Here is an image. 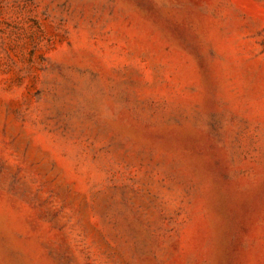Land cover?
I'll return each instance as SVG.
<instances>
[{
  "label": "rangeland",
  "instance_id": "374dc122",
  "mask_svg": "<svg viewBox=\"0 0 264 264\" xmlns=\"http://www.w3.org/2000/svg\"><path fill=\"white\" fill-rule=\"evenodd\" d=\"M0 264H264V0H0Z\"/></svg>",
  "mask_w": 264,
  "mask_h": 264
}]
</instances>
